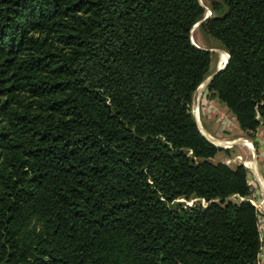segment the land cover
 <instances>
[{"label":"trees","instance_id":"1","mask_svg":"<svg viewBox=\"0 0 264 264\" xmlns=\"http://www.w3.org/2000/svg\"><path fill=\"white\" fill-rule=\"evenodd\" d=\"M208 85L264 131V0H210ZM198 0H0V264H259L242 165L191 113ZM226 55V56H227ZM194 201L187 206L181 202Z\"/></svg>","mask_w":264,"mask_h":264},{"label":"rangeland","instance_id":"2","mask_svg":"<svg viewBox=\"0 0 264 264\" xmlns=\"http://www.w3.org/2000/svg\"><path fill=\"white\" fill-rule=\"evenodd\" d=\"M198 2L204 8L205 14H207L210 11V0H198ZM199 26L197 23L192 28L191 41L196 47L207 50L211 54V75L221 66L220 53L223 50L211 38L202 34ZM190 110L203 135L209 139V135L205 130L212 129L213 134L218 136L216 140L211 139L212 142L217 141L218 144L222 145L221 142L230 141L232 144L228 149L219 148L227 150L228 155L219 153L214 162H223L230 167L242 165L241 163L245 164L242 166L248 171V181L252 189L251 200L261 211L260 225L263 248L259 264H264V134L261 131H257L253 135H247L239 131L230 112L214 96L207 92V86L202 85L197 89L193 95ZM222 122L226 125L224 128ZM180 201L187 206H191L194 203V201Z\"/></svg>","mask_w":264,"mask_h":264},{"label":"water","instance_id":"3","mask_svg":"<svg viewBox=\"0 0 264 264\" xmlns=\"http://www.w3.org/2000/svg\"><path fill=\"white\" fill-rule=\"evenodd\" d=\"M207 18H203L201 21H199L198 22V25H200L202 22H204L205 20H206ZM196 47V46H195ZM196 48H198V47H196ZM198 49H201V48H198ZM201 50H204V49H201ZM205 51H207V50H205ZM207 52H209V51H207ZM227 57H228V55H227ZM227 62H228V58H227V61L224 63V65L222 66V67H219L213 74H211L207 79H205L204 80V82L200 85V86H207L220 72H222L223 70H224V68L226 67V64H227ZM198 126V125H197ZM199 128V127H198ZM200 130V129H199ZM201 132V131H200ZM201 134H202V132H201ZM203 135V134H202ZM205 138H206V140L209 142V143H211L212 145H214L213 143H212V141L210 140V139H208L205 135H203ZM215 147H217V148H220V147H218V146H216V145H214Z\"/></svg>","mask_w":264,"mask_h":264},{"label":"built area","instance_id":"4","mask_svg":"<svg viewBox=\"0 0 264 264\" xmlns=\"http://www.w3.org/2000/svg\"><path fill=\"white\" fill-rule=\"evenodd\" d=\"M209 17H211V12L210 11H208V13L207 14H205V16H204V18H209ZM223 144L224 145H222V146H220V148H223V149H228V148H230L231 147V142L230 141H223ZM238 161H239V159H238ZM241 163V162H240ZM242 165H245L244 163H241ZM244 167V166H243ZM250 202L255 206V208L257 209V211H258V213H259V215L261 214L260 212V209H259V207L257 206V205H255V203H253V201L252 200H250ZM260 229H261V225H260ZM261 232H262V229H261Z\"/></svg>","mask_w":264,"mask_h":264},{"label":"crops","instance_id":"5","mask_svg":"<svg viewBox=\"0 0 264 264\" xmlns=\"http://www.w3.org/2000/svg\"><path fill=\"white\" fill-rule=\"evenodd\" d=\"M225 108V107H224ZM226 109V108H225ZM227 110V109H226ZM228 111V110H227ZM231 117H232V119L234 120V124H235V126L238 128V130L239 131H241L240 129H239V127H238V125H237V123H236V121H235V119H234V117L231 115ZM223 123V128H224V126H226V125H224V122H222ZM206 132H207V134L209 135L208 137H209V139L211 140V139H217V135H215V134H213V130L211 129V130H205ZM223 131V130H222ZM257 131H261L263 134H264V131L262 130V129H259V130H257ZM224 132V131H223ZM242 132V131H241ZM227 151V150H226ZM221 153H224V152H221ZM224 154H226V155H228V151L226 152V153H224ZM217 157V156H216ZM221 163H223V162H221Z\"/></svg>","mask_w":264,"mask_h":264},{"label":"bare ground","instance_id":"6","mask_svg":"<svg viewBox=\"0 0 264 264\" xmlns=\"http://www.w3.org/2000/svg\"><path fill=\"white\" fill-rule=\"evenodd\" d=\"M226 55H227V54H226L225 52H221V53H220V61H221V66H220V67H222V66L224 65V63L227 61V56H226ZM219 142H220V141H219ZM212 143H213L214 145L218 146V147L224 145L222 142H221L222 145L218 144L217 141H213Z\"/></svg>","mask_w":264,"mask_h":264}]
</instances>
